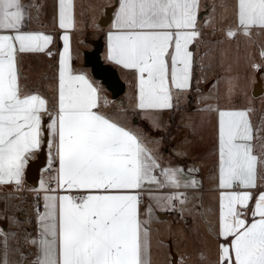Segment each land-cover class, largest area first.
Here are the masks:
<instances>
[{"label":"snow or ice","instance_id":"obj_1","mask_svg":"<svg viewBox=\"0 0 264 264\" xmlns=\"http://www.w3.org/2000/svg\"><path fill=\"white\" fill-rule=\"evenodd\" d=\"M199 16L200 0H118L106 59L136 73L135 109H171L174 92L191 88L189 46L200 35ZM27 19L22 0H0V185L19 190L29 157L45 144L49 168L58 164L50 178L56 187L40 182L46 194L44 210L35 213L37 236L29 239L36 248L31 264H150L143 192L198 181L182 180L181 168H162L142 134L99 110L107 101L86 74L73 72L68 35L61 37L57 110L45 126L47 101L21 95L16 56L44 52L53 37L24 30ZM237 21L244 35L264 30V0H237ZM58 25L73 26L72 0H58ZM218 156L219 236L230 241L220 247V264H264V127L254 128L246 110L219 111ZM149 200L160 210L185 203L181 192ZM8 235L0 230V264H8Z\"/></svg>","mask_w":264,"mask_h":264},{"label":"rangeland","instance_id":"obj_2","mask_svg":"<svg viewBox=\"0 0 264 264\" xmlns=\"http://www.w3.org/2000/svg\"><path fill=\"white\" fill-rule=\"evenodd\" d=\"M205 1L208 12L201 19V26L204 29L199 31L200 35L192 46L194 67L191 88L183 93L184 98L181 102L179 98L177 99L179 102L175 103L171 112L166 113V117L163 116L160 120L128 107L133 103L131 89L117 98H112L109 93V99L113 104L107 107L108 111L119 115L116 109L120 107V119L142 134L147 147L153 151L162 168H181L184 170L182 180L195 179L204 183L179 189L156 188L153 185L149 186L151 192L144 191L142 219L150 218L149 255L154 259L163 258L165 253L164 255L171 261V248L176 254L181 252L180 239L186 240L187 243L196 240L194 226L198 221L203 228L201 240L210 254L214 252L215 199L207 189L210 188L207 182L213 177L215 164H218V157L216 159L213 156L218 146L216 116L219 113L216 112L225 106L248 109V117L253 127H264V93L258 97H253L250 93L251 83L256 74L262 73L264 85V56L261 55L264 30L253 28L249 35L237 30V0ZM92 8H95V3L92 4ZM100 8L99 4L95 11L91 10L95 22ZM230 28H235L236 37L227 35ZM83 47L91 48L92 43L85 41ZM76 56L78 62H81L82 53L79 52V56L77 54ZM253 61L255 64L251 66ZM94 81L104 91L106 90L99 79L94 78ZM123 106L127 109L125 114H122ZM190 168L196 171L188 172ZM31 191L29 188L27 192H21L20 205L21 209L25 210L22 213L25 218L35 215L36 193ZM174 192L183 193L185 203L177 202L172 210H160L154 200L149 201L150 194L165 196ZM197 199L201 201L198 202ZM197 206L201 208L198 209ZM147 207H151L153 211L146 217ZM184 215L190 221L185 220ZM21 223L18 226H22ZM10 224L12 226L10 237L13 239L14 248L23 240L31 247L32 244H28L27 238L29 233L25 229L27 224L24 223V229H19L17 224L12 222ZM146 227L148 228V224ZM33 237L35 235H30L29 239ZM31 257L29 253L25 258L30 261Z\"/></svg>","mask_w":264,"mask_h":264},{"label":"crops","instance_id":"obj_3","mask_svg":"<svg viewBox=\"0 0 264 264\" xmlns=\"http://www.w3.org/2000/svg\"><path fill=\"white\" fill-rule=\"evenodd\" d=\"M22 3L27 6V15H28V19L26 20L24 30L31 32H43L53 37L52 43L48 46V48L44 52L22 53V54L18 53L16 56V65H17L18 77H19L18 83H19L21 95L23 96V95L37 94L47 101L48 112L42 113L45 126L47 122H50L48 113H55V111L57 110L59 56H60V52L63 50V40L61 39L63 35H68L69 37V50L71 55L70 63L73 72L86 74L95 85L97 84L94 81V77L91 74V71H88L90 70V67L84 64L83 59H81V62H78V58L76 54L79 56V52H80L83 55V52L85 50L90 49L89 47H83L85 41L87 43H91L93 39H98V38L101 39L102 42V48L100 52L101 58L105 63H108L112 65L114 68H116L118 74L125 83L124 92L126 93L128 89L133 90L132 91L133 103L130 104L128 107L135 108L134 105L136 102L135 98H136V83H137L136 73L131 70L123 69L122 67L117 66L106 59L107 35L110 31H113L112 22L115 19V12L118 7V0H72L73 26L69 29L59 28L58 0H22ZM93 3H95V8H92ZM99 4L101 5V8L100 10H98L96 14V22H95L91 14V10L95 11L97 9V5ZM32 5H39V8L38 9L34 8L32 7ZM109 6H112L110 21L105 27H101L98 24V21L104 15L105 9ZM206 7H207V2L205 0H200V16L197 22L198 31L204 29L203 26H201L202 24L201 19L208 12ZM236 16H237V11H236ZM230 30L235 31V28H230ZM193 44L189 46V50L193 53L192 71L194 67V50L192 47ZM263 49H264V42L263 45L261 46V52L263 51ZM254 64L255 62L253 61L251 63V66H254ZM256 75L253 77V81L250 87V93L253 97L261 96L264 93L263 78L261 73L259 74L261 78L260 90L256 95L254 94L255 83H256L255 77H257ZM99 88L102 98L107 101V103H104L102 100L101 107L99 110L103 114L107 115L110 119H113L118 123L122 124L123 126L134 130V128L131 127L126 121L120 119V112H121L120 107H117L116 109L119 115H116L108 111L107 107L113 104L111 99H109L110 92L106 89V87H104L106 89L105 91L102 89V87L99 86ZM183 93L184 92H181L177 95L174 92V100H173L174 106L178 100L180 102L181 100H183L184 98ZM121 110L123 111L122 114L123 113L125 114V111H127L125 106H123ZM235 110H246L247 112H249L248 109H243V108L237 109L232 106H225L219 109V111H235ZM136 111L141 114L139 110L136 109ZM171 111L172 108L152 111L149 112L148 114H150L154 118L161 120L163 119L162 118L163 116L166 117V113ZM216 113L218 114L219 112ZM216 124H217L216 138L218 142L219 114L218 116H216ZM37 152L33 153L29 157V160L34 158ZM46 153H47L46 162L49 163L51 152L47 146H46ZM213 156H215L216 159L217 157L219 159L218 146L215 149ZM57 167L58 164L55 162L54 170L49 173L46 170L47 167L42 168L37 187H33L30 184H28L25 181L24 177H23V182L19 187V190H16L15 185H9V184L0 185V230H3L4 232L10 234V232L12 231V226L10 222H12V224H17V227L19 229H24V223H26L27 225H25V229L27 230L26 232L29 233L27 237L28 244H29L30 235H35V237L37 236L36 216L33 215L30 218L29 217L25 218L22 215L23 211L25 210H22L21 209L22 205H20V201H22L20 200L22 196L21 192H27L29 188H31L32 189L31 192L36 193V199L37 196L39 195L41 197L40 199L42 200V207L38 209L34 201L35 213L37 211L42 212L44 210L42 197L46 193L40 190V182L41 180H48L49 187L55 188L56 184L55 182L51 181L50 178L55 175V169ZM213 172H214L213 177L211 179H208L209 182H207V184L209 183L210 188L208 187L207 189L211 191L213 199H215V207H214L215 223L213 228V236L215 240L214 252L212 254L208 252L206 245L201 240L203 228L200 227L199 221L195 222L194 234L197 236V239L189 243H187V241L184 239H180L181 244H179V247H181V252L177 254V261L179 264H220V247L222 244H228L230 242V241H225L219 236L220 193L222 190L218 186V164L217 165L215 164V168ZM198 183L199 185L204 184L201 183V180H199ZM53 194L61 195L65 193L63 191H58ZM73 194L75 195L76 193ZM197 201L200 202L201 199H197ZM141 207H142V202L140 206V213L142 218L143 216H142ZM197 208L199 209L201 208V206H197ZM183 218L185 220L188 219V217L185 215L183 216ZM245 218L248 220L249 223L251 222L252 217L250 211L249 213L246 214ZM13 219L15 220L13 221ZM31 219L33 220L30 221ZM20 222L23 223V225L21 223L22 226H18ZM149 222H148V230H149ZM18 228H16L17 229L16 234L18 232ZM2 239L3 238H0V240ZM12 240L13 239L10 237V235H8L7 236L8 264H31V261L33 260V253L36 252L35 246L31 245L30 247L29 245H26L25 241L23 240L21 241V243L16 244V248H14V244H12ZM178 240L179 239H177V242ZM3 252L4 249L2 246H0V255H2ZM29 253H31L32 257L30 261H27L25 257ZM164 254H163L164 257L163 258L159 257V259H154L153 256L149 255L150 264H172V262Z\"/></svg>","mask_w":264,"mask_h":264},{"label":"water","instance_id":"obj_4","mask_svg":"<svg viewBox=\"0 0 264 264\" xmlns=\"http://www.w3.org/2000/svg\"><path fill=\"white\" fill-rule=\"evenodd\" d=\"M112 6L105 9L104 15L99 19L98 24L105 27L111 18ZM92 47L83 52V62L90 67L91 74L97 78L110 92L112 98H117L125 90V83L118 74L116 68L105 63L100 55L102 42L101 39H93L91 41ZM264 51V49H263ZM261 78L259 74L256 77L254 94L256 95L260 90ZM46 144L42 146L41 150L36 153V156L29 160L25 169L24 179L33 187H37L40 177L41 169L45 167L47 161ZM172 264H177V254L171 248Z\"/></svg>","mask_w":264,"mask_h":264},{"label":"built area","instance_id":"obj_5","mask_svg":"<svg viewBox=\"0 0 264 264\" xmlns=\"http://www.w3.org/2000/svg\"><path fill=\"white\" fill-rule=\"evenodd\" d=\"M54 163H55V161H53V163H52V167L51 168H49V163L48 162H46V165H45V168H46V170H47V172L49 173V172H52L53 170H54ZM41 197L38 195L37 196V201H36V205H37V208L38 209H40L41 207H42V200L40 199ZM174 204H176L177 202H173Z\"/></svg>","mask_w":264,"mask_h":264}]
</instances>
